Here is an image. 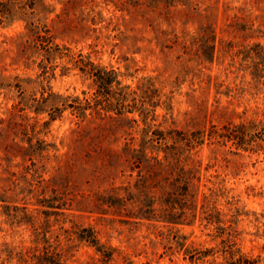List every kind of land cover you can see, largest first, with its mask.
Returning a JSON list of instances; mask_svg holds the SVG:
<instances>
[{"label":"rangeland","instance_id":"1","mask_svg":"<svg viewBox=\"0 0 264 264\" xmlns=\"http://www.w3.org/2000/svg\"><path fill=\"white\" fill-rule=\"evenodd\" d=\"M37 3L54 42L69 51L42 76L17 56L25 21L0 24V87L10 85L0 88V119L17 103L16 84L26 98L48 96L38 113L24 112L38 131L33 141H43V169L31 193L8 207L0 201V264H193L191 255L220 249L227 232L241 254L264 264V0ZM79 55L115 73L126 112L95 105L97 85L74 63ZM145 130L148 139L160 130L200 137L188 160L191 224L101 203L111 186L135 178L124 149L138 147ZM8 132L0 123V147ZM203 261L223 256L194 264Z\"/></svg>","mask_w":264,"mask_h":264},{"label":"trees","instance_id":"2","mask_svg":"<svg viewBox=\"0 0 264 264\" xmlns=\"http://www.w3.org/2000/svg\"><path fill=\"white\" fill-rule=\"evenodd\" d=\"M37 5V0H0V24L9 23L15 19L25 21L26 31L19 37L17 56L26 60L27 63H37L41 71L40 75L45 76L57 67L56 58L68 56L69 49L60 47L54 42L50 30L38 16L40 11ZM74 63L79 64L81 72L93 75L94 83L97 85L95 105H99L105 112L116 114L126 112L129 108V104L125 103L127 94L120 93L116 88L118 81L113 71L95 69L91 63L85 62L81 55L74 60ZM4 86L6 87L0 88H7L10 85ZM15 87L19 91L16 95L17 103L12 106V110H8L9 116L6 119H0L6 131L12 130L6 134L10 140L0 147V174H2L0 175V201L5 205L7 202H18L16 198L19 195L24 198L31 193L30 188L37 183V178L40 177L43 169V165L38 163V156L44 148L43 141L38 138L33 141L38 131L35 130V123H29L30 118L24 112L33 107L38 113L39 106L48 99V96L39 99L31 96L26 98L24 91L20 90V84H16ZM44 91L42 87V93ZM80 108L84 111L88 108V103ZM144 132L138 147H129V142L127 149H124L125 167L129 165L130 171H136L135 178L129 179L123 185L111 186L100 198L101 203L106 204L110 209H119L118 212H124L126 216L134 215L142 220L191 224L196 216L197 205L191 182L194 169L189 166L188 160L192 149L201 143L200 137L174 130H171V133L167 132L168 137L160 130L154 131L153 139H148L146 130ZM25 141L26 146L21 145V142ZM147 150L152 151L153 155L149 156ZM160 153H163V156L159 157ZM17 156H21L22 160L13 164ZM117 159L120 160L119 157H116ZM15 167L18 169H14ZM131 173L130 177H132ZM12 211H15L12 217H16L18 207L12 206ZM220 221L217 217V222ZM220 229L224 233L225 228ZM227 235L221 240L220 249L216 251L206 249L191 255L193 264L216 252H220L223 256V261L218 264H258L255 258L241 254L231 234L227 232ZM203 262L212 264L213 261Z\"/></svg>","mask_w":264,"mask_h":264}]
</instances>
